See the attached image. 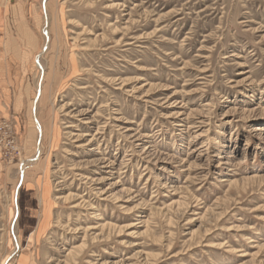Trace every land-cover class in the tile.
<instances>
[{"label":"rangeland","instance_id":"1","mask_svg":"<svg viewBox=\"0 0 264 264\" xmlns=\"http://www.w3.org/2000/svg\"><path fill=\"white\" fill-rule=\"evenodd\" d=\"M0 10V264H264V0ZM79 196L95 209L72 207Z\"/></svg>","mask_w":264,"mask_h":264},{"label":"crops","instance_id":"2","mask_svg":"<svg viewBox=\"0 0 264 264\" xmlns=\"http://www.w3.org/2000/svg\"><path fill=\"white\" fill-rule=\"evenodd\" d=\"M0 16H1V10H0ZM27 37H28V41L30 43V46L32 47L31 49H36L38 43H37V39L35 37V35L31 32H27ZM1 41H2V38L0 39V73L2 72V70H4L3 68L6 67L5 64H7L8 62V58H7V53H6V49L9 48L8 47V44L5 43L4 45V49L6 51H4L2 53V50H1ZM32 56V51L29 50V48L26 50H23L19 53V62H18V66L21 70V72L19 71V75L22 76L24 78V75L23 73H27L28 72V68L31 69V66H30V57ZM21 73L23 75H21ZM15 90L13 91V98L11 99V103H12V107L14 109V112L15 114H21V112L23 111L24 109V102H23V95L24 93L26 94H31L30 91H29V88H27L26 86L25 87H19V88H14ZM12 92L10 90V87H6L5 85H0V118H1V115L3 114V111H4V108L6 107V103L9 102V100L6 98V96L8 95V98L10 97L9 95H11ZM30 96V95H29ZM34 116V117H33ZM33 117V118H32ZM31 119H32V122L33 124L37 125L38 122L36 120V116H35V113H34V106H32V116H31ZM35 120V122H34ZM29 121L30 119L28 120V126H27V129L29 128ZM31 125H30V129H31ZM30 129H28V133L26 135V139H27V142L31 141V138H32V131H30ZM36 131V129H35ZM40 131V129H39ZM41 133V132H40ZM41 140V138H40ZM40 140L38 139L36 141V144L37 142H40ZM26 142V141H25ZM18 194V193H17ZM17 198V196H16Z\"/></svg>","mask_w":264,"mask_h":264},{"label":"bare ground","instance_id":"3","mask_svg":"<svg viewBox=\"0 0 264 264\" xmlns=\"http://www.w3.org/2000/svg\"><path fill=\"white\" fill-rule=\"evenodd\" d=\"M40 93V92H39ZM68 113V112H67ZM69 114V113H68ZM73 114V113H72ZM71 114V115H72ZM75 114V113H74ZM79 117V116H78ZM81 120H83V119H81ZM85 120V119H84ZM84 120H83V122H84ZM86 121V120H85ZM68 127H71L70 126V124L69 125H67ZM89 127V126H88ZM38 129H40L39 128V125H38ZM99 132H98V130H96V132H95V135H97ZM89 134V133H88ZM71 137H73L74 138V141L76 142V141H78V140H80V138H83L84 136H88L87 135V133H84V134H71L70 135ZM98 138V137H97ZM82 140V139H81ZM85 140H88V139H85ZM94 140H95V138L93 137V136H91L90 137V139L87 141L88 143H86V145L87 144H91V143H93L94 142ZM83 141V140H82ZM96 141V140H95ZM83 144V143H82ZM78 147H80V146H78ZM96 161V160H95ZM101 161V160H100ZM91 163V162H90ZM93 163V162H92ZM95 164V163H94ZM93 164V165H94ZM104 164H106V163H104ZM79 164L78 163H72V170H73V173H74V176L76 177V178H78L80 181H84V184L85 183H87V181H90V182H94L95 180L94 179H92V178H88L87 176H84L85 174L81 171V169H79ZM111 164H106V167H108V168H111ZM110 172V171H109ZM108 171H107V173H109ZM87 175V174H86ZM97 180V179H96ZM223 180V179H222ZM96 182V181H95ZM95 193H97L98 195H104L105 196V194L107 193V192H103L102 190L100 191V189H98V190H96V192ZM74 195H72V194H70L69 196L67 195L66 197H69V198H71V197H73ZM107 197H110V195H107V196H105V198L104 199H107ZM79 199L78 200H80L79 202H76L72 207H75V208H77V207H80V206H82V208H83V206L85 207H87L88 209L87 210H91V209H95V207H93L88 201H85V198H83V197H81V196H79L78 197ZM91 214H92V216L91 217H93V219H98V218H100V214L97 212V210H93L92 212H91ZM110 226H112V225H110L108 222H105L104 224H100V225H96V226H94V225H87V227L86 228H84L83 229V240H84V238H85V236H86V234L88 233V232H90L91 230H95V229H97L99 232H98V234H95V236H94V238L95 239H97V237L98 236H101V231L105 228V227H110ZM78 227H76V228H74V231H73V233H78L79 232V229H77ZM103 232V231H102ZM102 236H103V234H102ZM83 245H84V242H82V243H80L79 245H76V246H74L73 248H74V250H72V251H69L68 252V254L69 253H72V252H74L75 250H77V249H80L81 247H83ZM73 254V253H72ZM71 256V255H70ZM72 257V256H71Z\"/></svg>","mask_w":264,"mask_h":264}]
</instances>
